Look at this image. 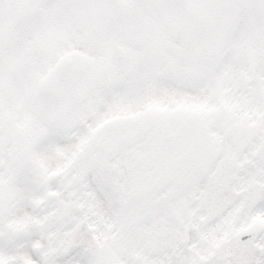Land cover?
<instances>
[{"label":"snow or ice","instance_id":"1","mask_svg":"<svg viewBox=\"0 0 264 264\" xmlns=\"http://www.w3.org/2000/svg\"><path fill=\"white\" fill-rule=\"evenodd\" d=\"M0 264H264V0H0Z\"/></svg>","mask_w":264,"mask_h":264}]
</instances>
